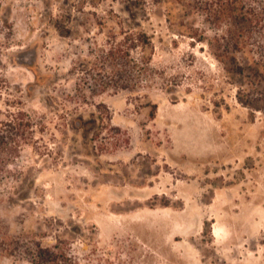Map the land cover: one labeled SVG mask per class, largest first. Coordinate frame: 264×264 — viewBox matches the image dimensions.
I'll return each instance as SVG.
<instances>
[{
  "label": "rangeland",
  "instance_id": "1",
  "mask_svg": "<svg viewBox=\"0 0 264 264\" xmlns=\"http://www.w3.org/2000/svg\"><path fill=\"white\" fill-rule=\"evenodd\" d=\"M122 28L151 39L133 89L94 65ZM224 29L200 0H0V117L35 124L0 264L58 239L75 264H264V61L248 45L233 71Z\"/></svg>",
  "mask_w": 264,
  "mask_h": 264
},
{
  "label": "trees",
  "instance_id": "2",
  "mask_svg": "<svg viewBox=\"0 0 264 264\" xmlns=\"http://www.w3.org/2000/svg\"><path fill=\"white\" fill-rule=\"evenodd\" d=\"M200 6L211 23L225 26L216 41L222 42L226 58L234 64L233 71L243 72L234 52L248 45L255 46L258 60L264 61V0H200ZM105 42L95 55V67H109L117 87L125 88L121 82L129 78L131 88H136L139 82L135 72L146 74L150 58L138 60L132 52L138 46L149 47L150 37L144 31L122 28ZM155 110L156 105L152 104L150 116H154ZM34 128L33 118L23 109L8 111L0 117V183L9 173L8 167L20 157L23 146L33 139ZM64 243L60 239L52 246L34 243L26 256L31 264H75Z\"/></svg>",
  "mask_w": 264,
  "mask_h": 264
},
{
  "label": "bare ground",
  "instance_id": "3",
  "mask_svg": "<svg viewBox=\"0 0 264 264\" xmlns=\"http://www.w3.org/2000/svg\"><path fill=\"white\" fill-rule=\"evenodd\" d=\"M197 146V145H196Z\"/></svg>",
  "mask_w": 264,
  "mask_h": 264
}]
</instances>
